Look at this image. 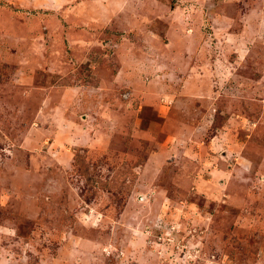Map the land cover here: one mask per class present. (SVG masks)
Listing matches in <instances>:
<instances>
[{
  "label": "rangeland",
  "instance_id": "obj_1",
  "mask_svg": "<svg viewBox=\"0 0 264 264\" xmlns=\"http://www.w3.org/2000/svg\"><path fill=\"white\" fill-rule=\"evenodd\" d=\"M0 264H264V0H0Z\"/></svg>",
  "mask_w": 264,
  "mask_h": 264
},
{
  "label": "crops",
  "instance_id": "obj_2",
  "mask_svg": "<svg viewBox=\"0 0 264 264\" xmlns=\"http://www.w3.org/2000/svg\"><path fill=\"white\" fill-rule=\"evenodd\" d=\"M51 2H53V0H50Z\"/></svg>",
  "mask_w": 264,
  "mask_h": 264
}]
</instances>
